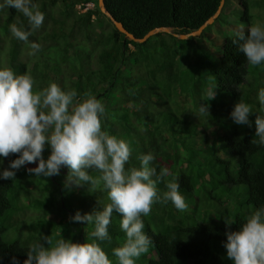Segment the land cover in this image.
Returning a JSON list of instances; mask_svg holds the SVG:
<instances>
[{
    "label": "trees",
    "instance_id": "16d2710c",
    "mask_svg": "<svg viewBox=\"0 0 264 264\" xmlns=\"http://www.w3.org/2000/svg\"><path fill=\"white\" fill-rule=\"evenodd\" d=\"M33 2L44 14L35 29L17 10L0 8V68L31 75L34 91L54 82L62 90L75 89L79 100L94 96L105 108L102 130L130 147L126 168L139 167L138 157L150 152L156 175L168 173L157 183L158 192L166 191L173 176L180 185L187 209L178 211L171 202L153 204L142 216L151 243L135 264H231L223 247L225 233L237 230L251 211L264 206V146L251 142L256 139L254 123L237 125L229 116L238 100L251 106L250 121L264 114L256 98L264 88V65H250L232 43L236 32L255 24L253 10L262 5L260 0H236L235 5L224 0L212 24L197 38L185 40L173 34L196 31L221 0H104L110 16L137 39L157 28L172 29L142 43L125 39L100 12L97 0ZM87 2L95 3L93 10L75 9ZM18 20L30 33L26 41L10 33L9 26ZM217 22L229 28L227 33L205 36L206 46L219 49L218 54L191 43L205 42L204 31ZM216 39L220 43H213ZM32 43L40 45L38 51L33 52ZM210 87L216 95L206 101L209 116L201 115L198 107L208 99ZM179 95L189 101V108L179 111ZM48 154L46 146L42 156ZM17 155L3 158L0 167L6 168ZM31 167L35 164L16 170L11 179H0V264H11V257L22 264L40 234L53 243L59 238L97 243L111 264H118L112 250L122 245L125 235L117 213L110 218L105 240L91 235L93 223L70 220L77 210L83 215L110 202L102 183L95 190L87 184L68 189L67 168L39 177L26 171Z\"/></svg>",
    "mask_w": 264,
    "mask_h": 264
},
{
    "label": "clouds",
    "instance_id": "9594fccd",
    "mask_svg": "<svg viewBox=\"0 0 264 264\" xmlns=\"http://www.w3.org/2000/svg\"><path fill=\"white\" fill-rule=\"evenodd\" d=\"M5 6L21 13L33 29L39 28L44 21V14L33 0H0V8ZM18 25L19 20L11 24L10 33L26 41L30 33ZM232 43L250 65H264V24H253L246 32L241 29L235 33ZM39 48V44H31L33 52ZM214 89L210 87L208 99L199 104V114L209 116L206 101L215 97ZM77 95L75 89L62 90L54 82L34 91L31 75L14 74L11 68H0V165L9 154H18L6 168L0 167V179H11L16 170L26 164H35L26 171L39 177L59 175L62 167L67 168L64 187L68 189L87 184L95 190L102 183L110 202L101 210L83 215L77 210L70 220L93 223L91 235L105 240L109 238L110 218L117 213L125 239L112 254L118 264H135L151 243L143 231L142 216L150 213L154 203L171 202L178 211H185L187 204L175 176L166 183V191L158 192L157 183L168 173L165 170L156 175L150 164L154 160L152 153L138 157L139 167L126 168L130 147L126 141L102 130L103 103L92 95L82 100L77 99ZM256 98L264 113V88L257 91ZM252 113L248 103L238 100L229 116L237 125L252 127L254 123L256 139L251 142L264 146V114L255 115L254 121H250ZM46 146L49 154L44 158L42 152ZM89 169L99 176L90 175ZM225 235L223 247L231 264H264V206L251 211L237 230ZM11 264H18L15 257H11ZM22 264H111V261L97 243H74L62 238L53 243L49 236L40 234L39 240L26 251Z\"/></svg>",
    "mask_w": 264,
    "mask_h": 264
},
{
    "label": "rangeland",
    "instance_id": "374dc122",
    "mask_svg": "<svg viewBox=\"0 0 264 264\" xmlns=\"http://www.w3.org/2000/svg\"><path fill=\"white\" fill-rule=\"evenodd\" d=\"M236 0H233V3L232 4H236L235 3ZM260 3H262V5H258V7H256L254 10H253V13L255 15L254 17V21H255V24L256 23H261V24H264V3L260 0ZM232 5H229L227 10L229 11L231 9ZM76 9V7H75ZM227 18L231 19L229 16H227ZM94 19V17L92 18ZM237 18L236 17H233L232 21H236ZM218 23V22H217ZM236 24V23H235ZM222 26V25H221ZM220 24H213L212 26H210L208 29H206L204 31V34L202 36V38L204 39L205 42H201L200 40H193V42L191 43H200L199 45L200 46H204L205 49L207 50V52H213L215 54H218L219 53V49H212L211 46H206V43H207V40H206V34H210L211 36L213 37H217V36H221L223 33H227L228 29L229 28H225L223 29V27H221ZM197 38V37H196ZM221 42H222V39H221ZM213 43H220V40L219 39H216L213 41ZM175 103H177V107L179 109V111H182L184 108H189L190 104H189V101H187L183 95H179L177 97H175Z\"/></svg>",
    "mask_w": 264,
    "mask_h": 264
},
{
    "label": "water",
    "instance_id": "95a60500",
    "mask_svg": "<svg viewBox=\"0 0 264 264\" xmlns=\"http://www.w3.org/2000/svg\"><path fill=\"white\" fill-rule=\"evenodd\" d=\"M224 4V0H221L220 5L217 9V11L215 12V14L210 17L201 27H199L196 31L190 32L188 34H173L177 39H181V40H185L188 39L189 37H197L200 35V33L202 32V30L207 26L212 24V22L218 17V15L221 12V9L223 7ZM97 6L100 10V12H102L106 17H108L112 23L114 24L115 28L122 34H124L125 39L130 40V41H135V42H139L142 43L144 41H146V39H148L150 36L154 35L157 32H165V33H172V29L171 28H157L155 30H152L150 32H148L143 38L141 39H137L135 38L133 35H131L130 33H128L123 26L115 21L110 14L105 10V6H104V0H97Z\"/></svg>",
    "mask_w": 264,
    "mask_h": 264
},
{
    "label": "built area",
    "instance_id": "2783aa9c",
    "mask_svg": "<svg viewBox=\"0 0 264 264\" xmlns=\"http://www.w3.org/2000/svg\"><path fill=\"white\" fill-rule=\"evenodd\" d=\"M75 7L78 12H86L94 9V3L93 2L79 3Z\"/></svg>",
    "mask_w": 264,
    "mask_h": 264
}]
</instances>
